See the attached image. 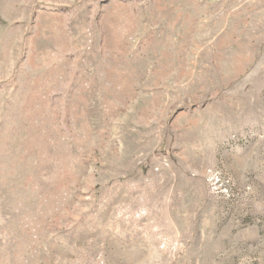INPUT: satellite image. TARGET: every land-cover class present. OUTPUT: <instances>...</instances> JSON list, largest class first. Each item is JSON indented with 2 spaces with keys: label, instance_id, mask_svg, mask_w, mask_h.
<instances>
[{
  "label": "rangeland",
  "instance_id": "374dc122",
  "mask_svg": "<svg viewBox=\"0 0 264 264\" xmlns=\"http://www.w3.org/2000/svg\"><path fill=\"white\" fill-rule=\"evenodd\" d=\"M0 264H264V0H0Z\"/></svg>",
  "mask_w": 264,
  "mask_h": 264
}]
</instances>
